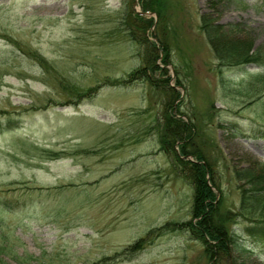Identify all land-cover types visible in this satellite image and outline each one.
<instances>
[{
	"label": "rangeland",
	"instance_id": "rangeland-1",
	"mask_svg": "<svg viewBox=\"0 0 264 264\" xmlns=\"http://www.w3.org/2000/svg\"><path fill=\"white\" fill-rule=\"evenodd\" d=\"M160 1V17L143 29L132 15L140 0H0L5 264H264L245 231L255 213H237L238 185L250 195V184L234 174L264 161V92L255 93L257 80L249 88L254 64H219L201 26L202 15L223 29L239 22L263 51L264 0ZM142 30L166 42L169 63L161 51L164 69L129 79L149 47ZM170 83L192 146L211 165L219 210L232 214L223 225L238 241L218 261L195 229L174 226L196 221L188 162L196 155L160 139Z\"/></svg>",
	"mask_w": 264,
	"mask_h": 264
},
{
	"label": "trees",
	"instance_id": "trees-1",
	"mask_svg": "<svg viewBox=\"0 0 264 264\" xmlns=\"http://www.w3.org/2000/svg\"><path fill=\"white\" fill-rule=\"evenodd\" d=\"M142 9H149L155 11L160 17L159 8H161L160 0H140ZM133 10H131V13ZM135 17V23L137 26L146 29L154 23V17L144 16L137 12L132 13ZM126 15L124 16L125 23H131L128 21ZM207 18L202 15L201 23L203 31L207 34V40L210 44L216 59L219 64L227 66H243L247 63H255L257 72L249 77V88L255 89L256 80L262 87L258 88L255 93L260 92L263 89L264 92V50H259L258 47H253L251 38L246 35H241V28L239 22H230L231 26L227 25V29H223V24H212L207 22ZM218 27V28H215ZM137 27V28H139ZM140 29V28H139ZM232 31H236L234 33ZM134 31L132 30V33ZM144 41L149 43V47L146 48L144 56L145 62L142 66L136 67L128 73L129 79L138 78L140 76L148 75L147 67H157L164 69L155 63L159 53L163 51V62L169 63L168 46L163 40L159 42V45L155 41L149 40L145 35V30H142ZM132 35V34H131ZM135 38V36H134ZM170 78V77H169ZM168 77H164L163 81L168 84ZM155 79V78H154ZM153 80V79H151ZM156 80V79H155ZM153 80V82L155 81ZM180 80H177L179 83ZM169 90L165 92L166 98L164 99V111L165 115V127L166 131L161 134L160 139L163 144H171L177 140L181 141L179 147L180 151L184 154L193 152L198 161H188L191 170V179L194 184L193 206L191 209L192 220L175 223L174 226L179 228L190 227L195 229L196 235L206 244V253L210 257V260L216 259L218 261L220 253L228 255L229 244H236V238L233 234H230L227 226L223 225V221L229 223L232 217L231 211H226L225 214L219 210L220 199H216V193L213 188H217L214 182V176H211V165L209 160H206L205 154L201 152L199 145L192 146V142L189 138L195 133L192 124L182 119L179 116H175L172 113L174 108V101L179 98L180 93L170 84L167 86ZM178 103H176V107ZM190 145V146H189ZM204 160V162L199 160ZM183 162V166L186 165L185 159H180ZM234 174L237 180H244L250 184L247 188L251 192L247 195L246 188L239 183L238 188L241 191V209L237 212L238 215L249 216L253 213L252 220L249 226L245 227L248 237L255 243H258L264 249V161L253 159L252 166L248 165L245 168L234 169ZM209 179L207 176H209ZM210 180V183L208 182ZM219 210V211H218ZM171 227V224H168ZM214 241L213 244L208 243V240ZM141 245V241H137L129 249L135 250ZM4 249V246H0V251ZM0 255V264H5V259ZM218 257V258H217ZM215 261V260H214Z\"/></svg>",
	"mask_w": 264,
	"mask_h": 264
}]
</instances>
